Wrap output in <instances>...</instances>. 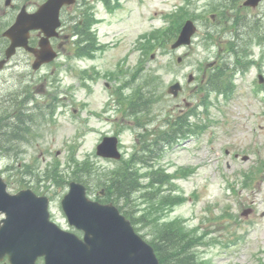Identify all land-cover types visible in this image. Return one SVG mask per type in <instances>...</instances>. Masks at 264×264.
<instances>
[{
    "label": "rangeland",
    "instance_id": "rangeland-1",
    "mask_svg": "<svg viewBox=\"0 0 264 264\" xmlns=\"http://www.w3.org/2000/svg\"><path fill=\"white\" fill-rule=\"evenodd\" d=\"M22 1L40 2L12 0L11 9L0 0V45ZM242 1L77 0L65 11L70 21L55 60L34 70L33 57L18 50L0 70V119L9 96L30 99L35 117L27 143L0 156L8 190L46 192L51 218L77 232L60 203L77 180L90 198L130 215L147 240L177 228L197 264H264V80L257 77H264V2L244 9ZM83 11L94 22L87 47L70 29ZM186 18L197 26L194 39L173 49L161 31ZM237 18L241 27L233 29ZM221 67L225 94L206 89L205 78ZM174 81L182 85L177 97L167 92ZM140 96L147 107L130 112ZM105 135L118 137L120 159L95 153ZM146 138L156 139L150 149ZM122 168L137 188L110 198L109 180Z\"/></svg>",
    "mask_w": 264,
    "mask_h": 264
},
{
    "label": "water",
    "instance_id": "water-1",
    "mask_svg": "<svg viewBox=\"0 0 264 264\" xmlns=\"http://www.w3.org/2000/svg\"><path fill=\"white\" fill-rule=\"evenodd\" d=\"M257 1L252 0L251 4ZM72 2L74 0H47L34 13L22 7L3 32L10 40L6 58L14 54L17 47H24L35 53V69L53 59L56 53L49 47L48 37L56 34L62 4ZM38 28L45 35L39 41L40 49L28 45L29 30ZM195 29L193 21L187 20L171 47L189 44ZM5 60L0 61V68ZM192 79L190 74L188 80ZM180 90L179 83L168 88L173 96ZM97 154L119 158L117 138L103 137L97 145ZM85 190L83 184L71 181L62 199L70 224L84 232L81 238L48 221L47 197H38L30 189L10 194L0 177V210L6 214L0 227V258L8 254L12 264H34L40 255L45 257L46 264H160L153 247L135 232L131 222L114 204L90 200Z\"/></svg>",
    "mask_w": 264,
    "mask_h": 264
},
{
    "label": "trees",
    "instance_id": "trees-1",
    "mask_svg": "<svg viewBox=\"0 0 264 264\" xmlns=\"http://www.w3.org/2000/svg\"><path fill=\"white\" fill-rule=\"evenodd\" d=\"M181 24V21L179 22ZM180 24L176 27L168 26L165 27L161 33L166 38L170 39L173 37L177 31L179 30ZM88 23H80L77 20L71 25V32L77 35H80L81 41L76 40V44H83L85 43V47L88 46L89 43H94V38H92L91 34L89 33V27ZM92 40V41H91ZM84 46V45H83ZM227 48V47H226ZM228 48H230V45H228ZM219 74L217 75V72H213L212 75H210L208 82H206V89L212 90V91H218L219 93L225 94L230 91V84L228 82H225L224 74L227 69L225 67L217 68L215 69ZM215 80V82H214ZM215 84V85H214ZM140 100V101H139ZM138 101H135L130 105L131 107H137L139 110H144V106H146L149 101L142 99L140 96V99ZM20 103V102H19ZM22 103V102H21ZM19 108V107H16ZM22 107L18 109V117L17 119H14L12 125H8L11 127V130H7V126L3 125L2 119L0 120V144L3 145V143H8L9 140H25V137L27 133L29 132V123L31 121L25 120V114H19L20 111H22ZM28 116V115H26ZM3 117V113H2ZM4 127H3V126ZM8 132V135H7ZM147 141V140H146ZM5 143V144H6ZM154 144V142H153ZM129 168L120 169L116 171L114 174L119 175L118 177H111L109 180V186L108 191H110V198H123L127 197L132 191H135L137 188L136 181L134 179V176L132 173L127 172ZM162 203L164 205L168 204L167 199L163 198ZM120 211L123 213V211L120 208ZM126 217H128L131 222L133 219L130 217V215H127L124 213ZM159 236H157L155 239L150 238L148 239V242L154 247L155 252L159 258V261L161 264H197L195 263V260L192 256V254L188 251V241L186 239L185 235L181 234V231H179L177 228H162L159 231ZM183 233V232H182Z\"/></svg>",
    "mask_w": 264,
    "mask_h": 264
},
{
    "label": "flooded vegetation",
    "instance_id": "flooded-vegetation-1",
    "mask_svg": "<svg viewBox=\"0 0 264 264\" xmlns=\"http://www.w3.org/2000/svg\"><path fill=\"white\" fill-rule=\"evenodd\" d=\"M7 1H9V4H7ZM42 1H44V0H40L39 3L37 1H34V2H32V1H22L20 3L19 8L22 7V6H25L26 9L29 12H33V11H35L37 9L38 5ZM3 6L4 7H7V8L13 9L16 6V4L15 3H12V0H4ZM68 9H70V5H64L60 9V13H59V16H60V26H59L57 35L54 36V37L49 38V43H50V45L52 46L53 49H56L57 50L58 47L62 46L63 45V42H65V41H63V42L61 41L62 40V36L61 35H62V30L64 29V27H66V24L70 21V12L68 11V12L65 13V11L68 10ZM42 34L43 33L41 31H39V30H31L29 32V44L32 45V46H37L38 41H39L40 37L42 36ZM2 37L4 38V36H2ZM4 41H7V39L4 38ZM5 43L7 44L8 42H5ZM2 44H3V42H2ZM20 50H22V49H20ZM28 55L29 56L31 55L33 57V55L31 53H29V52H28ZM0 58H2L1 53H0ZM45 65H47V64H45ZM23 188H25V187H23ZM32 190L37 195H45V196H48L47 194H45L46 192L39 191V189H35V188L32 187ZM48 198H49V196H48ZM3 217H4V215L0 213V226H1L2 222H3L2 221ZM52 220L55 221L54 219H52ZM61 227L64 228V229H66V230H69L68 227H64V226H61ZM0 264H12V263L10 262L8 256H4L3 258L0 259ZM36 264H44L43 258L42 257H38L36 259Z\"/></svg>",
    "mask_w": 264,
    "mask_h": 264
}]
</instances>
